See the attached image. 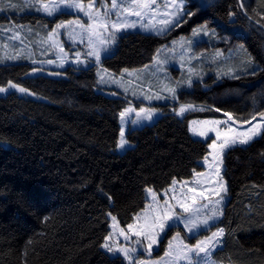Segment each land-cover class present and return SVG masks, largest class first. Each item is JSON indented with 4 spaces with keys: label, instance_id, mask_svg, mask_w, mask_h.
I'll list each match as a JSON object with an SVG mask.
<instances>
[{
    "label": "trees",
    "instance_id": "obj_1",
    "mask_svg": "<svg viewBox=\"0 0 264 264\" xmlns=\"http://www.w3.org/2000/svg\"><path fill=\"white\" fill-rule=\"evenodd\" d=\"M185 2L188 14L175 27L161 35L124 32L98 65L60 70L25 59L0 62V88L6 89L0 92V264H127L102 248L109 215L126 227L144 208L146 188L160 192L202 170L208 141L193 137L188 122L218 114L207 110L179 117L171 110L177 104H157L161 114L151 124L127 129L131 147L118 153L120 113L140 104L101 86L99 67L116 75L142 68L161 46L203 27L210 33L203 45L231 53L232 65L245 68L246 75L206 74L178 91V101L214 106L241 121L264 113V101L255 108L245 95L212 98L242 82L251 83V93L264 90V0H212L211 7ZM9 15L17 23L49 22V27L69 16ZM5 18L0 13V25ZM223 36L227 41L219 43ZM223 164L227 200L213 227L224 235L210 257L222 264H264V135L227 149ZM174 230L160 242L159 252Z\"/></svg>",
    "mask_w": 264,
    "mask_h": 264
},
{
    "label": "rangeland",
    "instance_id": "obj_2",
    "mask_svg": "<svg viewBox=\"0 0 264 264\" xmlns=\"http://www.w3.org/2000/svg\"><path fill=\"white\" fill-rule=\"evenodd\" d=\"M196 1L202 6L205 3V0ZM80 2L83 4L84 11L65 9L64 13L69 16L55 20L49 27V22L38 24V26L26 22L17 23L14 22V19H10L11 15L9 14L20 15L34 12L52 19L60 13L49 16L44 10V6L51 7L52 4L59 3V0H0V13L6 14L7 17L3 19L6 20L5 24L0 25V62L25 59L41 67L60 70L69 65L81 68L98 65L99 62L95 55H89V53L95 52L101 46V41L108 42L105 46L109 48V51L104 55L107 56L113 49L117 36L124 32L138 31L145 34L161 35L169 30L170 21H173L182 12L185 13L184 6L186 5L185 0H137L136 3H133V0ZM137 12L140 15H136ZM57 25H64V27L57 28ZM117 27L122 30L116 32ZM232 29L238 30L237 27ZM113 33H115L114 42H112ZM204 33H209V31L199 27L190 35L181 36L172 40L169 45L161 46L152 61L142 68L124 70L121 75L113 74L101 67L97 69L96 74L101 86L115 88L140 104L138 106L128 105L122 110L125 112V117L122 120L120 116V126L121 129H124L125 140L127 129L151 124L161 114V111L156 107L157 104L175 103L177 106L171 108L175 113L180 110L182 105L187 106L179 117L207 110L215 111L218 114L215 117L192 118L188 122V129L193 137L208 141V153L201 161L202 170L193 172L191 178L173 180L166 189L160 192L146 188V204L128 224L134 226L132 231L128 229V225L121 227L117 219L113 221L112 217L115 216L109 215L110 224L107 237L110 238L104 243L112 247L113 252L109 253L107 249L102 248L112 256L119 255L123 258V254L115 251L117 248H136L137 251L131 253V261L124 258L127 264H133V262L189 264L185 256L186 249L183 248L180 241L183 240L185 245L192 247L196 245L197 241H205L212 236L213 232L221 229L213 227L220 219L227 200V185L222 175L223 157L227 149L222 151L219 145L225 140L231 143L233 139L237 141L236 145H240L238 141L243 138L241 133L248 135L255 133L253 138L255 139L261 133L257 129L262 130L264 127V117L260 115L261 113H256L253 116L255 119L252 117L248 121H241L230 112L217 111L214 106L212 108L210 105L202 103H180L178 101V91L190 89L193 82L202 79L206 74L213 73L220 76L225 74L228 78L236 79L246 72L245 68L232 65L229 58L232 56L231 53L224 54L221 49L215 51L207 49L203 44L207 39L209 40L210 33L209 35ZM227 39V36H223L218 39V42L225 43ZM210 67L216 72L209 71ZM223 69L226 72L222 74ZM251 86V83L242 82L237 89L225 90L220 94L213 93L212 98L214 100L230 97L244 99L246 96L245 100H254L255 108H257V103L264 101V90L251 93ZM202 88L208 89L206 85H203ZM141 108L145 111L140 112ZM126 109H131V111L126 112ZM224 113L231 114L233 119L229 120ZM149 114L152 115L150 120L146 119ZM133 121L138 122L134 124ZM216 121L221 123L218 124ZM218 134L219 139L217 138ZM120 139L121 130L116 147L118 153L131 147L126 140L127 146L123 149L119 148ZM213 141H216V144L209 147ZM174 181L175 183H173ZM224 188H226V192L222 190ZM149 189L152 191L149 192ZM217 192H220L219 196H217ZM153 194L156 199L153 198ZM165 200L168 202L167 205L164 204ZM217 200H221V204H216ZM181 206L187 207L188 211L184 212ZM198 210L200 211L198 219H206V213L215 215L217 218L196 234L191 242L184 239L179 232L181 229L185 236L190 238L184 225L177 223L172 227L175 229L174 232L166 238L165 248L161 250L162 252H159L160 243L153 246L151 253L147 250V241H144L142 246L137 245L138 237L132 232L144 230L145 226L150 224L159 213L168 211L180 216L195 217ZM177 233H179V237H177ZM125 236H128L129 239H125ZM174 237L177 238L173 239ZM169 241H172L171 248ZM219 244L220 242L216 244V247ZM215 248L211 249V253ZM166 252L169 254L165 255ZM196 260H200V264H222L212 260L211 257L206 262L203 254L201 257H196L193 254L192 264H195Z\"/></svg>",
    "mask_w": 264,
    "mask_h": 264
},
{
    "label": "snow or ice",
    "instance_id": "obj_3",
    "mask_svg": "<svg viewBox=\"0 0 264 264\" xmlns=\"http://www.w3.org/2000/svg\"><path fill=\"white\" fill-rule=\"evenodd\" d=\"M137 0H133V3H136ZM115 6V2H114ZM213 6L212 0H205V3L203 7H211ZM243 6V5H242ZM65 9H77L78 11H84L83 4L80 2V0H59V3H54L51 5V7L44 6V10L47 12L49 16L55 15L57 13L63 14ZM136 15H140L139 12L135 13ZM188 13L182 12L179 16H177L173 21L169 22L168 28L170 30L171 27H175L177 24L181 22V19L184 15H187ZM85 15H88V13H85ZM91 19V17H90ZM71 23V22H69ZM64 27V25H57V28ZM122 29L117 27L116 32L121 31ZM205 35H209V33H204ZM115 41V33L112 34V42ZM107 41H101V46L95 50V52H90L89 55H95V58L97 62H100L104 55H106L109 51V48L105 45L107 44ZM51 63V61H49ZM256 68L252 69V72L255 73ZM11 87L17 88V85L12 84ZM18 91L21 93H28L31 95L32 93H29L27 89L25 88H17ZM6 89L0 88V92H5ZM175 91V90H173ZM187 106H181L180 110L177 111V115H181ZM217 111H220V109H216ZM127 111H131V109H126ZM145 109L141 108L140 112H144ZM139 116V113L137 114ZM228 117L229 120H232L233 117L229 113H224ZM262 117H264V113L260 114ZM121 119L123 120L125 117V112L120 113ZM146 119H152V115L149 114L146 116ZM255 119V117H253ZM138 121H133L132 123H137ZM216 123H221L220 121H216ZM257 131H260L262 135H264V130L257 129ZM240 135L243 136L242 139H240L238 142L240 145H247L251 140H253L255 133L252 135H248L247 133H241ZM219 139V134L217 136ZM237 141L235 139L232 140L231 143H229L227 140H225L224 143H221L219 145V148L223 151L226 149H231L235 147ZM216 144V141H213L212 145H209V147H212ZM125 146H127V141L124 139V129H121V139L119 142L118 147L123 149ZM175 183V181L173 182ZM226 192V188L222 189ZM149 192L152 190L149 189ZM217 196L220 195V192L216 193ZM153 198L156 199L155 194H153ZM109 199H111L109 197ZM222 199V198H221ZM167 200L164 201V204L167 205ZM216 204H221V200H217ZM183 208L184 212H187V207L181 206ZM208 207V206H205ZM200 216V211L198 210L195 214V217L189 215V216H180L177 214H174L172 212L164 211L159 213L157 216H155L152 220V222L145 226L144 230L141 231H133L132 234L137 236L138 239L136 241L138 246H142L144 241H147V250L149 253L153 250L154 245H158L166 235L168 231L171 230L172 227L176 226L177 223H182L184 225V228L188 231L189 237L194 238L196 234H198L203 228L210 225L211 221L216 219L217 217L215 215H208L206 213L207 218L206 219H198ZM113 221L116 220V217H112ZM133 225H128V229L132 231ZM224 235V230L218 229V231L213 232L211 237H208L205 241H197L196 245L189 247L188 245H185L183 243V240L180 241L181 245H183V248L186 249L185 256L189 261V264H192V255L194 254L196 257H201V254H203V258L207 262V259L211 255V249L216 247V244L220 242V239ZM177 237H179V233H177ZM177 237H174L173 239H176ZM110 237H105V240L107 241ZM125 239H129L128 236H125ZM172 241H169V247L171 248ZM103 248L107 249L109 253L113 252V248L110 247L107 243H104L102 245ZM117 253L123 254L124 258L127 260H132L131 253H134L137 251L136 248L128 249V248H117L115 250ZM169 253H165V255H168ZM133 264H141V262H133ZM195 264H200V260H196Z\"/></svg>",
    "mask_w": 264,
    "mask_h": 264
},
{
    "label": "crops",
    "instance_id": "obj_4",
    "mask_svg": "<svg viewBox=\"0 0 264 264\" xmlns=\"http://www.w3.org/2000/svg\"><path fill=\"white\" fill-rule=\"evenodd\" d=\"M99 82V81H98Z\"/></svg>",
    "mask_w": 264,
    "mask_h": 264
}]
</instances>
